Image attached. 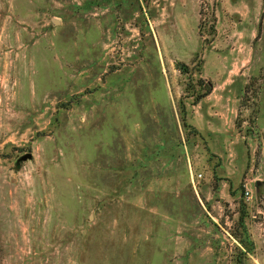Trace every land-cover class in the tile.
Returning <instances> with one entry per match:
<instances>
[{
    "label": "rangeland",
    "instance_id": "obj_1",
    "mask_svg": "<svg viewBox=\"0 0 264 264\" xmlns=\"http://www.w3.org/2000/svg\"><path fill=\"white\" fill-rule=\"evenodd\" d=\"M261 209L264 0H0V264H244Z\"/></svg>",
    "mask_w": 264,
    "mask_h": 264
},
{
    "label": "crops",
    "instance_id": "obj_2",
    "mask_svg": "<svg viewBox=\"0 0 264 264\" xmlns=\"http://www.w3.org/2000/svg\"><path fill=\"white\" fill-rule=\"evenodd\" d=\"M252 215L257 216L259 219L262 220L258 223H263V229H264V209L256 210L254 212H251ZM264 234V233H263ZM252 242H253V253L249 255L245 259L244 264H264V254H262L259 250H261L264 247V239H259L251 236ZM260 252V253H259Z\"/></svg>",
    "mask_w": 264,
    "mask_h": 264
},
{
    "label": "water",
    "instance_id": "obj_3",
    "mask_svg": "<svg viewBox=\"0 0 264 264\" xmlns=\"http://www.w3.org/2000/svg\"><path fill=\"white\" fill-rule=\"evenodd\" d=\"M31 157V154L30 153H24L22 155H20L17 159H16V164L19 163L20 161H25V160H28L30 159Z\"/></svg>",
    "mask_w": 264,
    "mask_h": 264
},
{
    "label": "trees",
    "instance_id": "obj_4",
    "mask_svg": "<svg viewBox=\"0 0 264 264\" xmlns=\"http://www.w3.org/2000/svg\"><path fill=\"white\" fill-rule=\"evenodd\" d=\"M208 90H209V86H207L206 90H205L204 93L201 95V97L204 96V95H206L207 92H208ZM195 102H196V101H195Z\"/></svg>",
    "mask_w": 264,
    "mask_h": 264
},
{
    "label": "built area",
    "instance_id": "obj_5",
    "mask_svg": "<svg viewBox=\"0 0 264 264\" xmlns=\"http://www.w3.org/2000/svg\"><path fill=\"white\" fill-rule=\"evenodd\" d=\"M245 188H246V187H245ZM244 193H245L246 195H248L247 189L244 191Z\"/></svg>",
    "mask_w": 264,
    "mask_h": 264
}]
</instances>
